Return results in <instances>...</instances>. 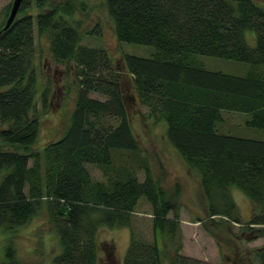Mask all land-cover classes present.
<instances>
[{
    "label": "trees",
    "instance_id": "trees-1",
    "mask_svg": "<svg viewBox=\"0 0 264 264\" xmlns=\"http://www.w3.org/2000/svg\"><path fill=\"white\" fill-rule=\"evenodd\" d=\"M103 1L119 42L155 49L151 58L124 54L123 69L147 117L165 125L168 143L199 177L208 222L220 233L212 235L243 225L237 190L252 209L247 227L264 237V2ZM80 14L89 17L83 0H25L12 26L4 30L8 15L0 27V233L10 241L0 264H25L11 238L43 214L58 235L53 264H117L99 232L131 229L142 199L153 210L154 240L131 234L123 264H207L181 255L180 187L166 188L139 157L121 70L106 49L83 44L101 34ZM247 32L256 36L254 47ZM37 36L48 41L51 61L74 74L77 91L63 137L38 151L37 97L46 112L51 89H39ZM197 56L245 63L250 71L244 77L208 71ZM225 113L246 116L252 137L234 135ZM117 161L118 174L106 182L88 169L116 171ZM135 167L145 171L144 182ZM258 257L264 264V252Z\"/></svg>",
    "mask_w": 264,
    "mask_h": 264
},
{
    "label": "rangeland",
    "instance_id": "rangeland-1",
    "mask_svg": "<svg viewBox=\"0 0 264 264\" xmlns=\"http://www.w3.org/2000/svg\"><path fill=\"white\" fill-rule=\"evenodd\" d=\"M14 0H0V27L4 25L10 13ZM56 3L65 0H54ZM264 2V0H256ZM89 9V17L80 14L77 18L85 19L84 25L88 29L96 26L101 36L88 37L83 44L99 50L106 49L112 57L115 66L123 76V88L129 110L135 137L140 146L139 157L146 159L154 178H163L166 188L174 189L179 186L181 190L180 228L182 231L183 250L181 255L199 260L207 264H259L258 255L264 252V237H256L255 231L247 227L252 218V209L247 198L239 191H233L234 201L240 211L243 225L231 224L225 227L217 238L212 233L220 234L214 225L208 222L205 210V200L202 195L200 180L197 174L192 173L178 152L168 143L165 135V125L150 120L148 110L143 107L132 89L128 74L123 69L122 57L124 54L141 58H151L155 49L153 47L121 43L114 33V26L108 16L103 0H83ZM81 13V12H80ZM247 41L250 46L256 44V36L247 32ZM35 66L39 74L40 90L50 84L51 94L47 111H42L40 94L37 97V114L40 120V134L35 149L43 150L48 144L63 137L68 128L72 112L76 105L77 91L74 85L75 76L68 73L65 66H58L51 61L49 43L43 38L36 37ZM206 70L221 72L233 76H247L250 66L230 60L213 57L197 56ZM91 97L99 100L104 98L97 94ZM226 125L234 131V135L252 137L253 129L246 126V116L234 113H225ZM124 159L128 154H123ZM117 160V159H116ZM116 171L103 170L96 166L88 169L96 181H108V174L115 177L121 168L120 161L115 162ZM140 182H144L146 173L143 169L135 167ZM172 217V215H170ZM223 219H216V222ZM203 221V222H200ZM153 210L147 200L142 199L135 212L131 215V229L102 230L99 232V242L112 243L113 256L117 264H123L129 246L131 234L136 240L152 243L153 236ZM207 227L210 232H207ZM263 227V226H260ZM259 228V227H257ZM253 229V230H257ZM264 228V227H263ZM248 229V231L246 230ZM214 230V231H213ZM13 247L19 260L25 264H53L52 257L59 252L58 235L47 222L46 215L32 221L16 237L11 238ZM10 241L0 233V260L4 258V248Z\"/></svg>",
    "mask_w": 264,
    "mask_h": 264
},
{
    "label": "water",
    "instance_id": "water-1",
    "mask_svg": "<svg viewBox=\"0 0 264 264\" xmlns=\"http://www.w3.org/2000/svg\"><path fill=\"white\" fill-rule=\"evenodd\" d=\"M24 1L25 0H14L13 1L12 7H11V10L9 13V17L6 21L4 30H8L12 26V24L14 23V21L16 20L18 14H19V11H20L21 6H22Z\"/></svg>",
    "mask_w": 264,
    "mask_h": 264
}]
</instances>
